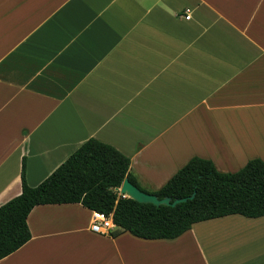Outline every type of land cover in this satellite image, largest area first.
Returning <instances> with one entry per match:
<instances>
[{"label": "crops", "instance_id": "1", "mask_svg": "<svg viewBox=\"0 0 264 264\" xmlns=\"http://www.w3.org/2000/svg\"><path fill=\"white\" fill-rule=\"evenodd\" d=\"M90 137L153 190L194 156L264 159V0H0V206L24 156L36 186ZM96 213L36 205L0 264H264V216L146 239L94 231Z\"/></svg>", "mask_w": 264, "mask_h": 264}, {"label": "trees", "instance_id": "2", "mask_svg": "<svg viewBox=\"0 0 264 264\" xmlns=\"http://www.w3.org/2000/svg\"><path fill=\"white\" fill-rule=\"evenodd\" d=\"M22 191L0 206V259L31 238L28 215L40 204L81 203L111 215L117 236L129 231L146 239L175 238L196 222L230 214L264 216V159H250L235 172H222L211 159L192 157L158 190L143 186L131 170V159L112 144L90 137L36 186L26 179ZM128 177L142 190L160 198L191 196L176 205L139 202L121 194Z\"/></svg>", "mask_w": 264, "mask_h": 264}, {"label": "water", "instance_id": "3", "mask_svg": "<svg viewBox=\"0 0 264 264\" xmlns=\"http://www.w3.org/2000/svg\"><path fill=\"white\" fill-rule=\"evenodd\" d=\"M117 189L120 191L121 194L132 197L139 202L153 203L157 206L161 204L174 206L180 202H184L188 200L189 198H193L195 195V193H193L191 196L175 198V199H173L171 196H164L160 198L157 194L142 190L135 183L130 181L128 177L124 179L121 187Z\"/></svg>", "mask_w": 264, "mask_h": 264}, {"label": "built area", "instance_id": "4", "mask_svg": "<svg viewBox=\"0 0 264 264\" xmlns=\"http://www.w3.org/2000/svg\"><path fill=\"white\" fill-rule=\"evenodd\" d=\"M186 17H190L186 14ZM114 227V222L111 215H106L104 213H96L95 220L92 224V229L96 232H108Z\"/></svg>", "mask_w": 264, "mask_h": 264}, {"label": "bare ground", "instance_id": "5", "mask_svg": "<svg viewBox=\"0 0 264 264\" xmlns=\"http://www.w3.org/2000/svg\"><path fill=\"white\" fill-rule=\"evenodd\" d=\"M200 137V136H199Z\"/></svg>", "mask_w": 264, "mask_h": 264}, {"label": "rangeland", "instance_id": "6", "mask_svg": "<svg viewBox=\"0 0 264 264\" xmlns=\"http://www.w3.org/2000/svg\"><path fill=\"white\" fill-rule=\"evenodd\" d=\"M120 192V191H119Z\"/></svg>", "mask_w": 264, "mask_h": 264}]
</instances>
